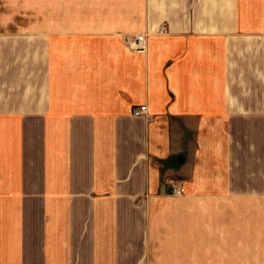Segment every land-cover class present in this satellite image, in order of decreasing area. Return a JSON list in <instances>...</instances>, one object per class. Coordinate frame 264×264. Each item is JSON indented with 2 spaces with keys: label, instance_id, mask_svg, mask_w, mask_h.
<instances>
[{
  "label": "crops",
  "instance_id": "1",
  "mask_svg": "<svg viewBox=\"0 0 264 264\" xmlns=\"http://www.w3.org/2000/svg\"><path fill=\"white\" fill-rule=\"evenodd\" d=\"M0 264H264V0H0Z\"/></svg>",
  "mask_w": 264,
  "mask_h": 264
},
{
  "label": "built area",
  "instance_id": "2",
  "mask_svg": "<svg viewBox=\"0 0 264 264\" xmlns=\"http://www.w3.org/2000/svg\"><path fill=\"white\" fill-rule=\"evenodd\" d=\"M131 49L136 52H144L145 50V36L144 34L138 33L131 36L129 40ZM145 105H138L132 109L133 115H140L144 113ZM167 191L169 194L177 195L180 193V181L177 179H170L167 181Z\"/></svg>",
  "mask_w": 264,
  "mask_h": 264
}]
</instances>
